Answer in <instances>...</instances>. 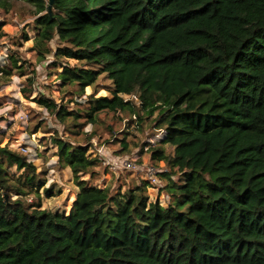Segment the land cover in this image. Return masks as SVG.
<instances>
[{"label": "trees", "instance_id": "trees-1", "mask_svg": "<svg viewBox=\"0 0 264 264\" xmlns=\"http://www.w3.org/2000/svg\"><path fill=\"white\" fill-rule=\"evenodd\" d=\"M16 3L34 8L55 59L77 62L59 73L65 94L82 97L101 75L113 84L112 98L90 95L84 110L36 102L68 130L105 110L139 128L155 114L151 133L166 138L149 151L169 169L170 199L149 201L147 181L115 194L91 186L81 175L101 165L92 144L56 138L79 192L68 215L53 213L7 181L16 164L25 188L43 186L36 166L0 148V264H264V0H55L51 11L46 0H0V13ZM9 60L0 74L25 68Z\"/></svg>", "mask_w": 264, "mask_h": 264}, {"label": "rangeland", "instance_id": "rangeland-1", "mask_svg": "<svg viewBox=\"0 0 264 264\" xmlns=\"http://www.w3.org/2000/svg\"><path fill=\"white\" fill-rule=\"evenodd\" d=\"M34 11L28 4L16 3L12 13H0V25L5 33L0 38V66L7 67L9 57L14 53L25 65L22 70L26 71L22 73V70L14 69L11 74H0L3 81L0 86V148L7 147L26 157L27 162L35 165L37 172L43 175L45 182L37 189L30 185L25 188L20 182L25 170H19L14 164L7 166L10 173L8 183L27 192L33 191L24 196L27 203H41L42 209L68 215L79 188L71 169L58 164L55 139L63 138L74 145L89 147L92 144L87 154L91 158L98 157L101 165L95 169L97 175L94 178L90 174L81 175V179L91 186L108 188L113 194L124 193L142 181L150 183L148 171L154 168L161 173L157 174L159 182L150 183L147 188L149 201L158 200L167 205L170 198L162 189L168 182L164 174H168L169 169L163 162L155 164L149 151L150 146H157L166 138L164 134L151 133L149 126L155 114L144 121L143 128H139L135 123L130 125L123 114L105 110L95 115V123L82 118L78 122L80 126L68 130L36 102L42 96L55 100L59 106L67 105L70 111L84 110L89 107L87 97L90 95L112 98L113 84L106 75H101L96 87H86L82 97L65 94L66 88L59 80V73L63 71V64L76 65L77 62L55 59L53 53L57 42L50 48L43 47L37 38ZM38 50L46 54L45 59L38 58ZM30 77L35 79L32 92L25 94L22 90L27 87ZM123 99L129 100L130 97L123 96ZM165 147L167 153H174L173 147ZM125 160L132 162V168L124 167ZM171 179L176 182L180 176ZM11 197L16 200L18 195L12 192Z\"/></svg>", "mask_w": 264, "mask_h": 264}, {"label": "built area", "instance_id": "built-area-1", "mask_svg": "<svg viewBox=\"0 0 264 264\" xmlns=\"http://www.w3.org/2000/svg\"><path fill=\"white\" fill-rule=\"evenodd\" d=\"M162 134H164L165 137H166V131H161V132H159L157 136H160V135H162ZM163 140H164V139H163ZM123 165H124V167H126V168H132V165H133V164H132L131 161L125 160L124 163H123ZM159 173H161V172H159V171H155L154 168H152V169H150V170L148 171L149 182H150L152 185H155V184H157V183L159 182L158 179H157V174H159Z\"/></svg>", "mask_w": 264, "mask_h": 264}, {"label": "water", "instance_id": "water-1", "mask_svg": "<svg viewBox=\"0 0 264 264\" xmlns=\"http://www.w3.org/2000/svg\"><path fill=\"white\" fill-rule=\"evenodd\" d=\"M46 1L48 2V9H49V11H51L52 7H53V5L55 3V0H46ZM6 199L8 200V196L7 195H6Z\"/></svg>", "mask_w": 264, "mask_h": 264}]
</instances>
